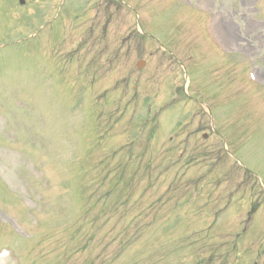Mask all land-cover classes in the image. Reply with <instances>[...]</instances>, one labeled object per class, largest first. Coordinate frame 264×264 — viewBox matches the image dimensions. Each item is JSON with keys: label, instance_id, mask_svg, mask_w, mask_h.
<instances>
[{"label": "rangeland", "instance_id": "374dc122", "mask_svg": "<svg viewBox=\"0 0 264 264\" xmlns=\"http://www.w3.org/2000/svg\"><path fill=\"white\" fill-rule=\"evenodd\" d=\"M27 1L0 0V264H264V0Z\"/></svg>", "mask_w": 264, "mask_h": 264}, {"label": "bare ground", "instance_id": "6f19581e", "mask_svg": "<svg viewBox=\"0 0 264 264\" xmlns=\"http://www.w3.org/2000/svg\"><path fill=\"white\" fill-rule=\"evenodd\" d=\"M214 26V25H213ZM229 25H227V24H221L220 22H218L217 23V28H216V25H215V28H214V32H216V29H219L220 27H222V30H221V35L223 36V37H227L228 36V32H229V28L230 27H228ZM232 31V30H231ZM221 41V40H220ZM247 234V233H246ZM245 234V235H246Z\"/></svg>", "mask_w": 264, "mask_h": 264}]
</instances>
